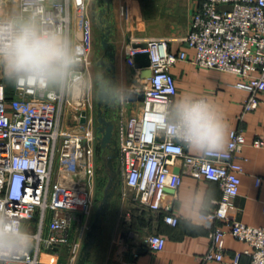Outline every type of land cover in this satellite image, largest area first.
I'll list each match as a JSON object with an SVG mask.
<instances>
[{
  "label": "built area",
  "instance_id": "built-area-1",
  "mask_svg": "<svg viewBox=\"0 0 264 264\" xmlns=\"http://www.w3.org/2000/svg\"><path fill=\"white\" fill-rule=\"evenodd\" d=\"M12 0H0V5ZM72 0H48L46 11L55 17L54 23L72 37ZM83 6L89 0H78ZM19 11L23 0H17ZM82 19L85 16L82 14ZM82 20V21H83ZM80 67L87 80L93 66L92 43L78 26ZM196 51L193 63L202 68L234 74L248 82L250 98L247 108L255 110L264 97V0H205L196 12L192 30L186 38ZM146 49L130 52V61L141 53L150 55L152 76L132 89L131 94L143 95L138 112L125 117L124 102L118 105L117 141L120 150V178L133 201L154 213L171 206L165 204L167 190L177 193L183 176H191L219 184L223 191L216 208L208 215V223L227 220L228 230L214 227L209 234L210 249L201 257L202 264H239L225 260L226 235L247 242L252 251L251 264H264V227H254L228 219L223 207L240 193L244 168L241 152L246 145L243 133L232 131L227 150L215 155H193L179 141L156 130L154 113L163 112L178 93L172 68L188 61L186 52L174 54L166 40L152 39ZM89 89L80 94L40 91L33 85H14L10 99L8 84L0 82V208L7 210L24 224L40 215V231L35 234V247L18 264H40L41 249L70 247L76 259L80 244L72 241V231L78 233L92 216L96 173L97 132L93 126V107ZM78 105V106H77ZM83 112H87L83 123ZM255 147H264L257 141ZM175 183V187L174 186ZM261 180H257L259 186ZM53 214L49 235L44 238L42 227L46 212ZM164 221L177 226L179 218L166 215ZM152 252H162L166 238L153 233L146 239Z\"/></svg>",
  "mask_w": 264,
  "mask_h": 264
},
{
  "label": "crops",
  "instance_id": "crops-1",
  "mask_svg": "<svg viewBox=\"0 0 264 264\" xmlns=\"http://www.w3.org/2000/svg\"><path fill=\"white\" fill-rule=\"evenodd\" d=\"M205 0H113L112 10L106 18L112 26L111 42L116 47V83L134 85L133 88L142 83L141 70L130 61V52L138 44L147 43L152 39L166 40L172 53L180 54L186 52L189 60L178 62L172 68V74L176 79L178 93L192 92L198 96H205L215 101L222 109L229 125V140L232 131L243 133L246 145L241 152L243 160L240 162L244 168L241 175L240 193L229 205L223 207L228 219L240 221L254 227H264V147L257 148V141L264 142V104L253 111L248 110L247 103L250 98L248 82L244 78L230 73H224L215 69L199 67L193 63L196 51L186 41L192 30L194 15L202 7ZM78 0L71 1L72 15V38L78 45L80 34L78 26H84V34L92 43L91 58L98 66L103 56L101 47V25L98 22V0H89L85 5L78 6ZM4 12L19 11L17 0L5 2L0 5ZM82 14L85 20L82 19ZM83 20V21H82ZM99 67V66H98ZM100 77L104 70L99 67ZM97 72L92 68L88 79L91 88L90 100L93 107V126L96 130L95 103L97 98L92 86ZM8 84L11 82L3 74H0V82ZM14 85L12 82V94L14 98ZM139 96V95H137ZM176 96V97H177ZM263 100V96H259ZM141 106V101H126L124 107L125 117L136 114ZM119 108L112 111L110 118L116 117ZM113 115L115 117H113ZM116 119V131L118 130ZM107 157L111 154L106 151ZM193 155H200L190 151ZM96 152V166L98 157ZM120 158V157H119ZM119 158L114 160L115 168H120ZM117 163V164H115ZM108 176L110 169L106 168ZM117 188L112 204L107 211L99 230L95 245L92 249L88 264H202L201 257L206 255L210 249L209 234L214 227H222L228 230L227 220H218L214 226L208 223V215L216 208L215 201L221 200L223 191L219 184L191 176H183V182L177 193L168 192L165 204L171 206L170 211L165 209L154 213L145 210L133 201L132 193L121 183ZM261 183L257 186V180ZM184 189L203 190L209 194V200L202 219L196 225H190L178 214L177 196ZM94 197V192H93ZM93 214V213H92ZM175 215L179 218L177 226H172L164 221L166 215ZM53 214L50 210L46 212V220L42 227L44 238L49 235L50 223ZM92 215L84 227L81 236L76 225L72 231V241L80 244V251L76 259L66 258L71 251L62 247L55 250L41 249L40 264H60L65 258L66 264H78L82 255L83 246L86 242L87 232L93 221ZM33 235L40 231V215L38 214L31 222L24 224ZM157 233L166 238V247L162 252H152L146 246L149 235ZM225 260L234 263L237 254H241L239 264H251L252 256L247 251H252L249 243L241 241L230 233L225 239ZM35 247V244L34 246ZM68 259V260H67ZM209 264H220L211 262Z\"/></svg>",
  "mask_w": 264,
  "mask_h": 264
},
{
  "label": "clouds",
  "instance_id": "clouds-1",
  "mask_svg": "<svg viewBox=\"0 0 264 264\" xmlns=\"http://www.w3.org/2000/svg\"><path fill=\"white\" fill-rule=\"evenodd\" d=\"M48 0H23V9L0 10V74L16 84L77 94L89 89L79 71L80 49L71 35L54 23L46 11ZM94 86L111 102H124L134 85L97 77ZM157 131H163L191 152L223 153L229 146V125L221 107L205 96L184 92L168 102L163 112L154 113ZM174 182V186L175 187ZM178 214L190 225L203 217L209 194L184 189L177 196ZM35 236L24 223L0 208V264H18L35 244Z\"/></svg>",
  "mask_w": 264,
  "mask_h": 264
},
{
  "label": "water",
  "instance_id": "water-1",
  "mask_svg": "<svg viewBox=\"0 0 264 264\" xmlns=\"http://www.w3.org/2000/svg\"><path fill=\"white\" fill-rule=\"evenodd\" d=\"M98 22L101 25V47L103 49V56L98 62V66L104 70V75L102 76L106 81L111 80L116 83V47L111 42V34L113 32L110 22L107 20L106 16L112 10L113 0H98ZM148 47L147 43L138 44L135 49H146ZM135 66L141 70L142 78L149 79L152 76V71L150 70L151 61L150 55L148 53L138 54L134 59ZM81 93L74 94L75 99L78 100ZM95 95L97 98V103H95V115H96V132L98 145L104 151H110L111 154L105 158L106 168L110 169L109 182L105 189L104 196L98 209L95 212L94 221L87 232L86 242L83 246L82 255L78 264H88L91 256L92 249L95 245L99 230L102 226L103 220L106 217L107 211L109 210L112 200L115 196L117 188L120 181L114 175L115 167L114 160L120 157V150L117 141V131H116V119L110 118L112 111L118 108L120 102H111L106 96L96 88ZM130 101L140 100L143 101V95L131 94L129 97ZM87 112H83L82 122H86ZM167 192H174L172 190H167Z\"/></svg>",
  "mask_w": 264,
  "mask_h": 264
},
{
  "label": "rangeland",
  "instance_id": "rangeland-1",
  "mask_svg": "<svg viewBox=\"0 0 264 264\" xmlns=\"http://www.w3.org/2000/svg\"><path fill=\"white\" fill-rule=\"evenodd\" d=\"M96 64L97 63L95 61H93L92 68L94 69V71L96 70V72H97L96 78H97V77H100V74H99L100 70ZM96 78L91 83L93 88H94V91H96V87L94 86V82H95ZM10 85H11V88L9 90L12 91V82ZM9 90H8V92H9ZM97 145H98V141H97ZM98 147H100V146L98 145ZM102 151H103L102 152L103 155H105L106 151H104V150H102ZM98 155L99 156L97 157L98 162H97V166H96L95 184H94V208H93V214H92L94 217L91 219L92 221L95 218V212L98 209L100 202L103 199L105 189H106L108 182H109L108 172L106 171L105 157L101 156L100 152H98ZM115 164H117V163H115ZM68 249L70 250V248H68ZM65 256H66V258L69 259V260L67 259L68 261L72 260L71 251H69ZM61 261H63V262H61L60 264H66L65 258Z\"/></svg>",
  "mask_w": 264,
  "mask_h": 264
},
{
  "label": "flooded vegetation",
  "instance_id": "flooded-vegetation-1",
  "mask_svg": "<svg viewBox=\"0 0 264 264\" xmlns=\"http://www.w3.org/2000/svg\"><path fill=\"white\" fill-rule=\"evenodd\" d=\"M115 170L116 171H114V175L116 176V178H118L117 176H118V174H119V172H120V168H115ZM110 174V173H109Z\"/></svg>",
  "mask_w": 264,
  "mask_h": 264
},
{
  "label": "trees",
  "instance_id": "trees-1",
  "mask_svg": "<svg viewBox=\"0 0 264 264\" xmlns=\"http://www.w3.org/2000/svg\"><path fill=\"white\" fill-rule=\"evenodd\" d=\"M11 96H12V94H9L10 99H11ZM101 150L102 149L100 147H98V152H100Z\"/></svg>",
  "mask_w": 264,
  "mask_h": 264
}]
</instances>
